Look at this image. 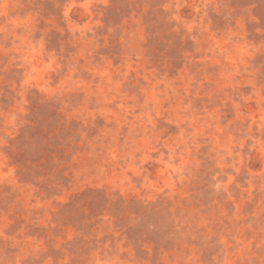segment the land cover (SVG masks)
I'll return each instance as SVG.
<instances>
[{
	"label": "rangeland",
	"instance_id": "obj_1",
	"mask_svg": "<svg viewBox=\"0 0 264 264\" xmlns=\"http://www.w3.org/2000/svg\"><path fill=\"white\" fill-rule=\"evenodd\" d=\"M0 264H264V0H0Z\"/></svg>",
	"mask_w": 264,
	"mask_h": 264
}]
</instances>
